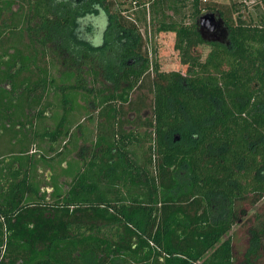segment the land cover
Instances as JSON below:
<instances>
[{
    "label": "trees",
    "instance_id": "obj_1",
    "mask_svg": "<svg viewBox=\"0 0 264 264\" xmlns=\"http://www.w3.org/2000/svg\"><path fill=\"white\" fill-rule=\"evenodd\" d=\"M137 1L141 13L127 17L111 13L113 0H0V140L9 146L0 170L11 178L0 175V264H264V208L242 222L264 198V71L238 80L234 37L256 27L223 3ZM97 6L109 19L103 46L91 47L76 24ZM203 12L222 20L231 45L201 39L209 49L199 69L160 71L139 15L146 32L198 34ZM56 91L51 128L46 100ZM74 95L94 103L95 140L47 200L28 151L36 139L65 147L75 137Z\"/></svg>",
    "mask_w": 264,
    "mask_h": 264
},
{
    "label": "rangeland",
    "instance_id": "obj_2",
    "mask_svg": "<svg viewBox=\"0 0 264 264\" xmlns=\"http://www.w3.org/2000/svg\"><path fill=\"white\" fill-rule=\"evenodd\" d=\"M216 3H223L227 5L232 11L234 17L240 16L246 24L255 26L256 30L240 32L234 34L237 40L236 56H237V78L242 81L248 74L254 73L255 71H264V10L261 6L259 0H209ZM114 7L111 8V13L118 11L121 15L129 17L134 11L141 13L140 5L137 0H113ZM186 4V2H184ZM143 6V5H142ZM148 3L144 5L146 8ZM100 10V11H99ZM185 14V22L190 23L193 19L190 17L188 7L183 8ZM204 13L208 12H203ZM10 14L5 13L4 17L9 20ZM137 24L140 26L138 32L142 38L143 42L153 44L157 50V59L160 71H170L177 70L185 73L187 67H193L199 69L206 54L208 52V45L205 42H211L209 40L201 37V34H197L190 31L183 32H159L153 33V29H145V24L141 15H139ZM80 21L76 24L77 29L84 28L85 39L91 43L88 46L95 47L94 45H101L102 43V32L105 29L109 15H107L100 6H97L94 16H85L88 20H85L83 16H79ZM149 19V18H148ZM151 24L150 19L147 20ZM146 21V22H147ZM86 25V26H85ZM90 25V27H89ZM147 25V24H146ZM152 26V25H151ZM190 26V25H189ZM200 33V30H197ZM95 34V37L91 38ZM229 45L231 42L229 41ZM103 46V45H102ZM153 57V56H152ZM133 65H139L141 63L140 59H130L129 62ZM61 65L57 64L55 70V77L61 78L59 73H56V69H60ZM56 71V72H55ZM147 73L153 72L152 64L149 61V68L146 70ZM59 79H57L58 81ZM147 99L152 102V94L146 92ZM75 96V97H74ZM73 113H70L71 131L75 132V137L70 140L69 143L63 146L65 143H60L56 145L48 144V142H39L37 139L34 144L29 149V154L35 155L37 159L34 165V170L32 172V180L34 182L35 188L39 191L45 199L50 200L53 194L57 191L62 192L65 187L63 183L71 179V177L81 168V157L82 152L80 147L86 145L85 147H90L95 140V128H96V110L94 108V103L84 104V100L80 95H74ZM51 101L53 105V118L47 119L46 123L52 124L51 128L54 126V120L61 114V104H60V94L59 92L51 93L48 95L46 101ZM143 115L150 116V111L148 109L144 110ZM50 113V111H48ZM60 113V114H59ZM59 114V115H58ZM129 117H133V113L128 114ZM78 123H83L81 128H78ZM77 126V127H76ZM130 130V128L128 129ZM130 144L134 147V140L139 132L131 130ZM145 131L140 130V133ZM181 138L179 132L173 133L171 135V142H178ZM30 137L28 138V140ZM43 143V144H42ZM150 144L149 140L144 141V146L148 147ZM3 140H0V150H7ZM70 156V157H69ZM3 157L0 156V159ZM65 163H64V162ZM5 168L13 165V161L10 156H6L4 160ZM63 162V166H61ZM0 175L2 179L11 180L8 175L7 170H0ZM63 188V189H62ZM0 192L1 186H0ZM264 208V198L261 199L255 207L249 209L247 215L242 218V222L248 217H253V214ZM237 232L235 234L236 246L242 244L244 228L241 225L235 227Z\"/></svg>",
    "mask_w": 264,
    "mask_h": 264
},
{
    "label": "water",
    "instance_id": "obj_3",
    "mask_svg": "<svg viewBox=\"0 0 264 264\" xmlns=\"http://www.w3.org/2000/svg\"><path fill=\"white\" fill-rule=\"evenodd\" d=\"M198 23L202 29L207 31V33H212L217 30L223 36L228 35V31L224 26L222 20L220 18H217L214 13H205L201 15L199 17Z\"/></svg>",
    "mask_w": 264,
    "mask_h": 264
},
{
    "label": "flooded vegetation",
    "instance_id": "obj_4",
    "mask_svg": "<svg viewBox=\"0 0 264 264\" xmlns=\"http://www.w3.org/2000/svg\"><path fill=\"white\" fill-rule=\"evenodd\" d=\"M76 2H77V0H75ZM14 9H16V6H13L12 7V10H14ZM100 11V10H99ZM208 13H211V12H208ZM205 14V13H204ZM215 14V13H214ZM215 16L217 17V18H219L216 14H215ZM7 19V18H6ZM85 20H88L87 18H85ZM199 20V19H198ZM108 25V24H107ZM107 25H106V27H105V29L103 30V32H102V43H101V45L99 44V45H94V46H102L103 44H104V39H105V33H106V29H107ZM86 26V25H85ZM198 29L200 30V33H198V34H201V37H203L204 39H206V40H209V41H211V42H220V43H225L226 45H229V41L231 42V40L229 39V32H228V35L227 36H223L222 34H220L219 33V31H214V32H212V33H207V31H205L204 29H202L201 27H200V25L198 26ZM84 37V40H85V42L87 43V44H89V43H91V42H89V41H87L86 39H85V35L83 36ZM93 37H95V34L94 35H92V37L91 38H93ZM216 39H218V40H216Z\"/></svg>",
    "mask_w": 264,
    "mask_h": 264
},
{
    "label": "crops",
    "instance_id": "obj_5",
    "mask_svg": "<svg viewBox=\"0 0 264 264\" xmlns=\"http://www.w3.org/2000/svg\"><path fill=\"white\" fill-rule=\"evenodd\" d=\"M70 157V156H69ZM64 162V161H63ZM63 162H62V164H61V166H63ZM65 163V162H64Z\"/></svg>",
    "mask_w": 264,
    "mask_h": 264
},
{
    "label": "built area",
    "instance_id": "obj_6",
    "mask_svg": "<svg viewBox=\"0 0 264 264\" xmlns=\"http://www.w3.org/2000/svg\"><path fill=\"white\" fill-rule=\"evenodd\" d=\"M1 220V219H0Z\"/></svg>",
    "mask_w": 264,
    "mask_h": 264
}]
</instances>
